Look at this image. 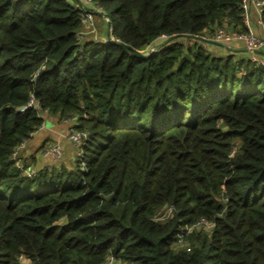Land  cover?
<instances>
[{"label":"trees","instance_id":"1","mask_svg":"<svg viewBox=\"0 0 264 264\" xmlns=\"http://www.w3.org/2000/svg\"><path fill=\"white\" fill-rule=\"evenodd\" d=\"M92 2L112 38L81 0H0V264H264V66L194 38L246 30L241 0ZM45 112L87 136L27 175Z\"/></svg>","mask_w":264,"mask_h":264},{"label":"built area","instance_id":"2","mask_svg":"<svg viewBox=\"0 0 264 264\" xmlns=\"http://www.w3.org/2000/svg\"><path fill=\"white\" fill-rule=\"evenodd\" d=\"M83 4H86L89 9H93L94 11H98L100 7H97L92 0H81ZM250 7L254 8L257 17V23L260 26L262 32H264V0H241L240 8L242 11V19L243 24L246 27V30L243 31H236L231 29H226L224 27H217L215 28L208 36H203L205 38L213 39L216 41L223 42L225 44H229L230 42L237 40L243 43L244 47L248 49L252 55L249 59L252 62L257 64H261L264 66V59L260 58L257 55V51L261 50L264 47V36L257 35L252 31L250 26ZM89 9H82V23L85 26L87 22H93V12ZM109 21V20H108ZM83 30L80 31L83 34ZM154 48V47H153ZM152 49V48H151ZM28 105H35V102L30 99ZM24 107L21 108L23 110ZM69 121H72L76 124V116H72ZM34 132L30 133V137L33 135ZM87 136L86 131L77 130L74 127L68 132L67 137L75 144L77 148V154L80 153V145L84 141ZM28 140H23L12 152L11 157L14 159L15 165L22 169V171L30 175L34 171L28 167L24 166V161L22 156H20V151L23 150L27 144ZM63 154L62 146L58 142H54L52 144L46 145L43 147L42 155L49 157L53 160L59 159ZM206 222H202L205 224ZM200 224L197 222L195 225ZM207 224V223H206ZM104 264H121L119 260L115 259L113 256H109Z\"/></svg>","mask_w":264,"mask_h":264},{"label":"crops","instance_id":"3","mask_svg":"<svg viewBox=\"0 0 264 264\" xmlns=\"http://www.w3.org/2000/svg\"><path fill=\"white\" fill-rule=\"evenodd\" d=\"M96 15H102L98 11L93 12ZM250 26L252 31L257 34L264 36V32L261 31L259 24L257 23L256 13L253 7H250ZM226 29H231L225 22L222 26ZM233 30V29H231ZM155 42V41H154ZM202 44L209 51L221 55L234 54L235 58H246L252 55V53L245 49L242 42L234 40L230 42L228 47H222L217 44L202 41ZM257 55L264 59V47L258 50ZM43 121L38 130H36L33 135L28 139L25 150L21 152L23 158H32L36 161L37 168L44 164H54V163H65L66 165H71L77 156V148L75 144L67 137V133L72 129L73 123L68 119L60 118L58 115L43 113ZM50 142H59L63 149L62 157L59 160H53L49 157H43L41 151L46 144ZM48 158V159H46Z\"/></svg>","mask_w":264,"mask_h":264},{"label":"rangeland","instance_id":"4","mask_svg":"<svg viewBox=\"0 0 264 264\" xmlns=\"http://www.w3.org/2000/svg\"><path fill=\"white\" fill-rule=\"evenodd\" d=\"M102 15L103 16L93 14V17H92L93 22H87L85 24V26L83 27V31H84L83 35H85L86 37L90 36L91 38H93L95 40L98 39V40H101V41H103L106 38H112L111 33H110V31H111L110 29L111 28L108 25L109 18L105 15V13H102ZM161 42L162 41L150 44L149 46H147L146 48L143 49V52L145 53L148 50H150L151 48H153L155 46H158ZM52 143H54V142H50V143H48L46 145H49V144H52ZM24 150L25 149H23L21 151H24ZM41 154H42V151H41ZM43 157L45 158L46 156H43ZM22 159H23V161H24V163L26 165L30 166L28 168H30L33 171L35 169H37L36 161L34 159H32L30 157L23 158V156H22ZM46 159H48V158H46Z\"/></svg>","mask_w":264,"mask_h":264},{"label":"water","instance_id":"5","mask_svg":"<svg viewBox=\"0 0 264 264\" xmlns=\"http://www.w3.org/2000/svg\"><path fill=\"white\" fill-rule=\"evenodd\" d=\"M191 37H192V36H191ZM194 38H196V39H198V40H201V41H205V42H209V43L217 44V45L222 46V47L230 48V47H228L227 44H225V43H223V42L216 41V40L209 39V38H205V37H203V36H194ZM160 41H162L161 38L155 40V42H160ZM155 42H154V43H155ZM119 43H121V42H119ZM127 47H128V46H127ZM245 49H246V48H245ZM154 50H155V48H152L151 51H150V53L153 52ZM135 52H136L138 55H145L144 52H140V51H136V50H135ZM35 104H37V103H35ZM96 191H97V190H96V186H95V185L92 186V187L90 188V190H89V192H96Z\"/></svg>","mask_w":264,"mask_h":264}]
</instances>
